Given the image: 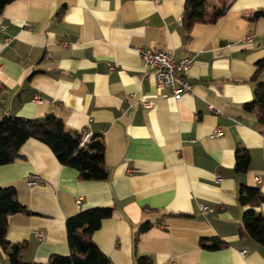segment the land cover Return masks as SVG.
Here are the masks:
<instances>
[{
    "label": "crops",
    "instance_id": "1",
    "mask_svg": "<svg viewBox=\"0 0 264 264\" xmlns=\"http://www.w3.org/2000/svg\"><path fill=\"white\" fill-rule=\"evenodd\" d=\"M224 3L222 17L189 32L181 24L185 0H16L4 7L0 116L54 114L69 132L100 135L108 170L105 181L80 180L34 139L22 145L21 160L0 166V187H14L29 211L11 215L5 235L23 244V262L67 256L66 220L110 207L92 235L109 264H135L136 255L152 264H264V248L239 235L244 208L237 202L240 185L264 195V125L245 106L264 59V18H248L264 0H208L207 12ZM137 49L190 59V92L176 101L168 91L157 97ZM256 82L264 83V70ZM215 129L221 137L212 136ZM237 149L249 154L244 173L234 171ZM32 175L39 181L29 183ZM200 205L214 213L202 215ZM258 211L264 216V204ZM213 238L226 246L200 245ZM0 264H8L1 250Z\"/></svg>",
    "mask_w": 264,
    "mask_h": 264
},
{
    "label": "trees",
    "instance_id": "2",
    "mask_svg": "<svg viewBox=\"0 0 264 264\" xmlns=\"http://www.w3.org/2000/svg\"><path fill=\"white\" fill-rule=\"evenodd\" d=\"M14 1L16 0H0V14L6 5ZM207 7L208 0H185L181 24L187 32L197 23H213L225 14L229 4L224 3L211 14L207 12ZM259 18H264V9L254 11L248 20L254 22ZM262 70L264 59L256 63V71L251 79L255 82L254 97L252 102L245 106L256 108L258 121L264 125V83L256 82ZM81 134L82 131H67L63 121L54 114H46L39 119L0 116V166L21 160L22 145L28 139H34L47 146L61 166L75 169L80 180H107L108 170L104 162L102 137L93 134L89 143L80 147ZM249 162L248 151L237 149L234 171L246 172ZM237 202L244 208L239 235L249 237L264 248V216L258 211L264 204V195L258 188L240 185ZM112 211L110 207L94 208L67 219L65 227L70 252L67 256L51 255L45 264H109L107 257L92 241V235L99 229L103 220L111 217ZM15 214H29V211L17 200L14 187H0V250L6 254L8 264H36L20 259L19 252L23 244L11 245L6 240L8 218ZM149 228V224H143L139 227L138 235ZM137 240L136 236L133 241L134 249ZM205 242L209 240H201L200 245L209 251H217L226 246L216 238H213L209 245H205ZM135 264H152V259L149 256L136 255Z\"/></svg>",
    "mask_w": 264,
    "mask_h": 264
},
{
    "label": "built area",
    "instance_id": "3",
    "mask_svg": "<svg viewBox=\"0 0 264 264\" xmlns=\"http://www.w3.org/2000/svg\"><path fill=\"white\" fill-rule=\"evenodd\" d=\"M154 4H159L161 0H151ZM25 28L29 31L32 26L29 24L25 25ZM252 36L246 37V41H251ZM10 38H6L4 40V44L7 45L10 42ZM137 52L143 61L145 68L151 73L154 77L155 85H156V96L162 97L163 93L169 92L170 98L173 100H178L180 97L189 93L191 87L186 79V72L192 65V61L190 59H181L174 60L171 55L162 52V51H151L148 49H137ZM110 70H113V67H109ZM36 103H41V99L39 97H35ZM142 105L144 109H150L153 106V103L150 101L143 100ZM209 110L214 114L218 115L219 112L216 111L212 105H209ZM223 131L221 129H215L212 133L213 137H221ZM93 134L90 130H83L80 135V147L89 143ZM39 179L37 176L32 175L29 179V183H36ZM77 204H80V199H77ZM199 212L202 215H206L209 213H214V209L205 205L199 206ZM241 254H245L242 252ZM174 264V263H169Z\"/></svg>",
    "mask_w": 264,
    "mask_h": 264
}]
</instances>
